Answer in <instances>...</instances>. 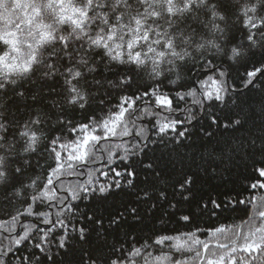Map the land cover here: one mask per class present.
<instances>
[{"label": "snow or ice", "instance_id": "6c2138e0", "mask_svg": "<svg viewBox=\"0 0 264 264\" xmlns=\"http://www.w3.org/2000/svg\"><path fill=\"white\" fill-rule=\"evenodd\" d=\"M0 264H264V0H0Z\"/></svg>", "mask_w": 264, "mask_h": 264}, {"label": "trees", "instance_id": "16d2710c", "mask_svg": "<svg viewBox=\"0 0 264 264\" xmlns=\"http://www.w3.org/2000/svg\"><path fill=\"white\" fill-rule=\"evenodd\" d=\"M243 212H237V213H232L230 214V216L228 217V219L225 221V223H232L233 220H235L237 217L242 216ZM236 222H239L238 220H236Z\"/></svg>", "mask_w": 264, "mask_h": 264}]
</instances>
